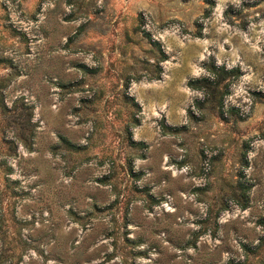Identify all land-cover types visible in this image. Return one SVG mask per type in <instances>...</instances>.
I'll list each match as a JSON object with an SVG mask.
<instances>
[{"label": "rangeland", "instance_id": "374dc122", "mask_svg": "<svg viewBox=\"0 0 264 264\" xmlns=\"http://www.w3.org/2000/svg\"><path fill=\"white\" fill-rule=\"evenodd\" d=\"M0 264H264V0H0Z\"/></svg>", "mask_w": 264, "mask_h": 264}, {"label": "trees", "instance_id": "16d2710c", "mask_svg": "<svg viewBox=\"0 0 264 264\" xmlns=\"http://www.w3.org/2000/svg\"><path fill=\"white\" fill-rule=\"evenodd\" d=\"M161 54H162V57L160 58L159 61H164L167 57H166V55H165L164 52H161ZM159 68H160V67H159ZM215 69H217V68H216L215 66H213V68L208 69V71H209L210 73H212V74H215V73H216V70H215ZM218 69H222V70H224L223 67H219ZM159 71H161V70H159ZM158 76H159V74H158V75H153V77H150V78H158ZM196 82H197V81H190L189 85L192 86L193 88H197V87H199V86L196 85ZM242 207L245 208L246 205L244 204V205H242Z\"/></svg>", "mask_w": 264, "mask_h": 264}]
</instances>
